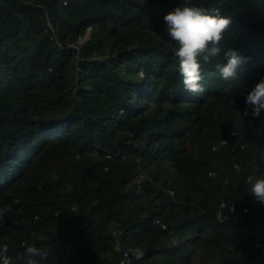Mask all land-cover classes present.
Segmentation results:
<instances>
[{
	"label": "trees",
	"instance_id": "16d2710c",
	"mask_svg": "<svg viewBox=\"0 0 264 264\" xmlns=\"http://www.w3.org/2000/svg\"><path fill=\"white\" fill-rule=\"evenodd\" d=\"M190 2L231 19L199 95L163 21L185 0H0L9 255L26 242L47 251L37 264H264L246 182L264 177V110L243 116L264 77V0ZM228 49L250 58L235 81L215 69ZM137 246L141 260L124 256Z\"/></svg>",
	"mask_w": 264,
	"mask_h": 264
},
{
	"label": "clouds",
	"instance_id": "9594fccd",
	"mask_svg": "<svg viewBox=\"0 0 264 264\" xmlns=\"http://www.w3.org/2000/svg\"><path fill=\"white\" fill-rule=\"evenodd\" d=\"M167 34L174 43L173 52L178 58V70L183 78V85L186 91L192 94H202L206 91L202 85L203 65L209 63L211 58L219 56L220 43L224 39V33L231 24L229 17L220 14L219 9H207L201 6H193L190 0H185V6H177L169 11L164 17ZM226 63H216L215 69L220 77L225 81H235L239 79L238 71L250 58L242 56L238 50L228 49L224 53ZM264 110V77L248 92L245 98V108L243 116H251L253 119L260 117ZM256 171H259L257 166ZM246 182L251 186L250 192L255 201L264 205V177L256 174H249ZM11 209L7 206L0 208V224L5 219V214ZM23 256L13 257L9 255L7 243H0V264H17V261L24 259V264H37L35 257L46 260L48 253L45 249L30 245L25 242ZM129 253L136 260H141L145 252L137 246L131 247L124 253L128 257ZM131 264V260L127 261Z\"/></svg>",
	"mask_w": 264,
	"mask_h": 264
},
{
	"label": "built area",
	"instance_id": "2783aa9c",
	"mask_svg": "<svg viewBox=\"0 0 264 264\" xmlns=\"http://www.w3.org/2000/svg\"><path fill=\"white\" fill-rule=\"evenodd\" d=\"M226 143H227L226 141H222V142H221V146H222V145H225ZM214 150H216V148H214ZM210 176H211L212 178H215V177H216V173H215V172H212V173H210ZM224 207H225V204L222 203V204H221V209L224 208ZM217 217H218V219H219L220 221L223 220V217H222L221 212L218 213ZM257 247L260 248V250L264 253V243H259V244L257 245Z\"/></svg>",
	"mask_w": 264,
	"mask_h": 264
}]
</instances>
